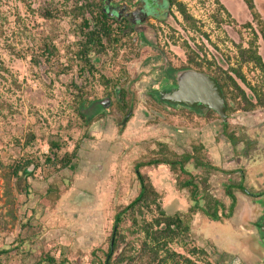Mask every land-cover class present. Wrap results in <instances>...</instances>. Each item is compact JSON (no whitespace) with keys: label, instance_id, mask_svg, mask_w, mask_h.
Masks as SVG:
<instances>
[{"label":"rangeland","instance_id":"rangeland-1","mask_svg":"<svg viewBox=\"0 0 264 264\" xmlns=\"http://www.w3.org/2000/svg\"><path fill=\"white\" fill-rule=\"evenodd\" d=\"M179 1L195 18L197 29L184 26L180 14L171 7L168 22L162 24L156 38L164 50L162 56L147 45L138 46L132 37H120L116 45L106 47L99 55L92 75L78 77L74 53L81 40L80 18L75 17L74 0H0V61L6 69L0 72V96L12 106L0 114L1 160L9 163L35 155L41 162L50 140L61 145L60 152L77 148L73 170L47 172L44 167L31 164L29 170L33 174L26 178L27 194L23 188L19 193L15 190L13 179L5 184L0 171V222L5 225L0 227V246L15 248L14 255L0 256L2 263L32 264L44 250L57 259L67 258L72 264L77 258L78 264H89L90 251L106 247L113 214L136 195V162L172 160L193 149L204 162L228 172L236 171L228 174L196 169L191 160L185 163L198 184H204L225 206L229 198L224 186L237 181V170H242L243 183L251 191L264 186L258 184L256 171L264 162V108L251 112L234 110L227 116L226 132L237 136L232 145L216 112L199 119L158 104L147 93L150 82L160 75L161 62L175 66L183 63L179 46L182 39L198 50L202 66L212 70L214 62L229 70L238 64L237 46H247L255 32L257 51L264 59V0H253L262 25L252 19L243 0H220L229 16L219 11L213 0ZM43 8L55 9V16H41ZM44 37L53 40L61 68L30 62L31 52ZM68 63L71 65L66 67ZM241 70L248 84L261 85V73L252 63H244ZM72 80L87 87L86 98L107 94L111 97L106 106L92 111L90 116L85 113L86 123L73 107L76 89ZM237 82L250 93L245 83ZM115 83L117 90H124L127 103H115ZM128 110L131 115L121 125ZM29 132L32 143L27 142ZM144 171L161 193L167 213L187 210L188 190L177 186L178 179L187 176L162 164ZM232 191L236 204L230 218L214 221L202 217L200 212L192 217L191 245L203 247L211 264H247L248 254L258 253L260 237L253 223L260 214L261 202L255 203L254 198L236 189ZM26 221L33 227L28 232L22 226ZM30 232L33 235L27 238ZM242 244L252 245L245 254L246 260L242 257ZM174 248L188 255L178 246ZM190 257L202 260L199 255Z\"/></svg>","mask_w":264,"mask_h":264},{"label":"trees","instance_id":"trees-1","mask_svg":"<svg viewBox=\"0 0 264 264\" xmlns=\"http://www.w3.org/2000/svg\"><path fill=\"white\" fill-rule=\"evenodd\" d=\"M100 1L74 0L73 9L77 13L75 17L80 18L78 34L81 40L79 41L76 53H74L78 77L92 75L94 69H96L95 64L99 61V55L106 51L107 42L116 40L114 35L111 34L110 24L105 21V13L100 9ZM243 1L252 19L258 25H262L263 20L255 8L254 1ZM168 2L175 7L187 23L195 26V18L187 11L183 2L179 0H168ZM213 2L219 11H223L229 16V12L220 0H213ZM55 13L56 10L51 8L48 10L43 8V12H40L41 16L45 18L54 17ZM246 25L251 27L250 23H246ZM260 31L262 32V29ZM256 40L257 33L254 32L253 38L248 41L247 46L244 47L240 44L237 46L238 64L236 67L224 70L213 62V77L221 88L225 101V111L226 109L227 111L231 109L253 111L257 108H264V59L258 54ZM59 61L60 56L53 44V40L48 37L41 38L38 46H36V50L31 52L30 62L35 65L42 64V66H49L48 68L52 66L61 68L62 64ZM244 63H252L259 70L262 76L260 86H253L246 82L241 70ZM71 64L68 63L65 66L67 67ZM47 67L45 68L47 69ZM5 70L0 61V72ZM237 80L243 84L245 83L252 92L247 94L238 84ZM72 86L76 89L74 110L81 120L86 123L88 118L83 111V98L87 96V87L75 80H72ZM227 102H233L235 104L234 107L227 105ZM3 109L10 111L12 106L6 103L0 96V114ZM213 112L215 111L213 110ZM226 127V123H223V133L228 141L234 144L237 138L229 135L226 132ZM32 139V134L29 132L27 134V142L32 143ZM60 148L61 145L56 140H50L47 152L43 154L41 162L39 157L35 155L29 158H22L21 160H12L9 163H4L0 158V171L4 177V183L8 184L13 179V183L16 185L15 190L19 193L21 188H23L25 189L23 193L27 194L28 185L26 178L33 174L29 170L31 164L36 168L40 166L44 167L47 172L60 171L64 168L73 170V160L77 155L76 146L71 152H60ZM189 159H192L196 166L204 167L206 165L210 169L218 170L217 167L204 162L202 157L197 156L194 152L185 155L184 161ZM161 164L167 165L171 170L177 169L181 174H188L183 168V163L178 158L173 160L153 158L136 162L133 166L138 186L136 195L113 214L106 247L99 246L93 248L89 253V264H167L168 262L176 264H211L207 259L208 252L203 247L191 245L190 229L192 217L196 212H200L202 217L214 221L230 218L236 204L231 187L229 185L224 186L225 193L229 197V203L225 206L221 200L215 198L207 191V187L204 184L199 185L190 176L189 178H179L177 186L180 189L184 188L188 190L190 205L186 211L167 213L162 206L161 193L157 191L148 173L144 171L145 168L157 167ZM238 187L243 190L240 183ZM10 214L14 218V214L12 212ZM22 226L27 232L33 229L29 221H26ZM0 227H5L3 222H0ZM30 233L27 235V238L33 235L32 232ZM17 244L16 246L19 248L20 246ZM174 246H178L189 256L175 250ZM14 249L0 246V256L3 254L6 256L14 255L12 254ZM190 255H199L202 259L201 262L193 260ZM57 258L54 254L51 255L44 250H40L38 258L33 259L32 264H72L67 258ZM79 261L77 258L74 263L78 264ZM0 264L7 263H2L0 260Z\"/></svg>","mask_w":264,"mask_h":264},{"label":"flooded vegetation","instance_id":"flooded-vegetation-1","mask_svg":"<svg viewBox=\"0 0 264 264\" xmlns=\"http://www.w3.org/2000/svg\"><path fill=\"white\" fill-rule=\"evenodd\" d=\"M172 6L168 0H101L100 1V9L103 13H105V21H107L110 26H111V34L114 35V38L116 39L115 41H110L107 42L108 46H111L113 44H117L119 42L120 37L127 39L128 37H132L133 40L137 41L138 46H145L147 45L150 50L153 53H159L158 56H162V53H164V50L162 49V45L158 44L156 42L157 38V33L161 30L162 24H165L168 22V15H170L169 10L171 9ZM178 12V11H177ZM182 24L186 26L188 24L189 29H197V27L192 26L191 24L187 23L182 17L180 19ZM196 23V22H195ZM182 43L180 46L182 50V55H183V63L179 65H172L169 63L168 65L165 64V62H161L160 66V75L157 76V78H153L152 82L149 84V90L147 91L148 96L156 103L165 105L167 107L172 108L173 110H182L186 112L187 115L194 116L196 118H206L208 115H210L211 111L213 109L211 108H201L198 106V110H194L188 107L184 106H172L168 103H165L163 101H159L157 97L155 96V93L158 92V88L161 89L163 87H166L169 84H174L176 82V75L178 72L181 71H186V70H192L196 72H203L206 73L210 76L213 77V69L211 70L209 67L202 66V58L199 57L198 50H193L191 48L190 44L188 42L184 41V39L181 40ZM178 46V47H179ZM196 51V52H195ZM204 62V61H203ZM205 63V62H204ZM117 84H113L112 87V95L113 98H115V103L117 104H125L127 103L126 98L123 96L124 90L117 88ZM122 86L123 89L127 87V85H119ZM250 92H252L251 89L248 88ZM110 95V94H109ZM108 94L105 96H102L100 98H83V103H84V111L85 113L90 114L92 111H96V109H101L103 106H106L108 101H111V97ZM109 97V98H107ZM100 99V100H99ZM109 99V100H108ZM99 100V101H95ZM227 105L228 102H227ZM196 106V104H195ZM231 106L234 107L233 103H231ZM230 109V107H229ZM234 110H228L226 109L225 115L226 118L225 120H222L221 117V126H222V131L223 129V123L227 124V116H230ZM128 112V111H127ZM126 112V114H127ZM246 112H251V111H246ZM217 113V112H216ZM125 114V115H126ZM218 114V113H217ZM124 115V117H125ZM131 115V111L129 116L125 119V122L122 123L121 120V125L125 124L128 118ZM219 115V114H218ZM228 133V132H227ZM229 135H233L234 137L237 138L233 133H228ZM237 141V140H236ZM235 141V143H236ZM231 143V142H230ZM232 144V143H231ZM234 145V144H232ZM264 146V144H263ZM194 150H190V152H182L181 154L177 155L176 157L178 160H180L183 163V168L188 172V174H183L187 176V178L193 179L194 182L198 183L193 176V174L188 171L185 168V163H188L189 160H191L193 164V168L196 169H205V170H213L206 165L204 167L202 166H196L194 165L192 159H189L187 161H184L185 155L186 154H192ZM176 159V158H174ZM173 160V159H172ZM216 167V166H215ZM218 168V167H217ZM257 182L258 184H264V180L262 179V176L264 178V162L260 163L257 168ZM215 171H221L223 173H233L236 172L235 170H230V172L225 171L222 169L215 170ZM239 174V178L237 181L233 183H227L226 185H229L231 187V191L233 189H236L238 192L241 194L247 195L251 198H254V201L261 202L260 206V214L257 217V219L254 221L253 226L255 227V231L258 233L260 240L258 243V253L255 254H248L247 257H250L248 260L249 262L247 264H264V186L258 190L257 192L251 191L249 188H247L244 185V174L241 169L237 170ZM262 175V176H261ZM241 184V187H243V190L238 187V184ZM225 185V186H226ZM225 191V190H224ZM233 196L236 200V196L234 192L232 191ZM226 194V193H225ZM227 196V194H226ZM228 197V196H227ZM229 198V197H228ZM245 248H244V247ZM252 246V245H251ZM250 245H243L242 244V249L243 251V258L246 260L247 258L245 257V254L247 253V250L251 248ZM249 247V248H248ZM246 263V262H245Z\"/></svg>","mask_w":264,"mask_h":264},{"label":"water","instance_id":"water-1","mask_svg":"<svg viewBox=\"0 0 264 264\" xmlns=\"http://www.w3.org/2000/svg\"><path fill=\"white\" fill-rule=\"evenodd\" d=\"M159 101H163L172 106H184L194 110L201 108H211L225 120V101L221 88L217 80L203 72L186 70L178 72L176 82L163 87L155 93ZM196 104V106H195ZM131 110L122 120L129 116Z\"/></svg>","mask_w":264,"mask_h":264}]
</instances>
